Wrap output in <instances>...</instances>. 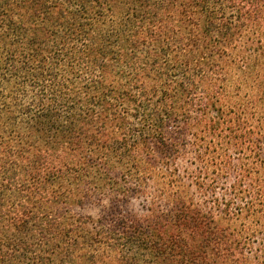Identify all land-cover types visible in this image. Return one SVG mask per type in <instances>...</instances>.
Masks as SVG:
<instances>
[{"label":"trees","instance_id":"obj_1","mask_svg":"<svg viewBox=\"0 0 264 264\" xmlns=\"http://www.w3.org/2000/svg\"><path fill=\"white\" fill-rule=\"evenodd\" d=\"M0 264H264V0H0Z\"/></svg>","mask_w":264,"mask_h":264},{"label":"rangeland","instance_id":"obj_2","mask_svg":"<svg viewBox=\"0 0 264 264\" xmlns=\"http://www.w3.org/2000/svg\"><path fill=\"white\" fill-rule=\"evenodd\" d=\"M213 138L215 140H219L221 137H218L216 135H208L207 136V140L210 139V138ZM190 140H193L195 139V136L191 135ZM199 144V143H198ZM197 143H195L194 145H190L189 146V151L191 150H196L197 146H198ZM205 144V143H204ZM206 145V144H205ZM210 145L214 146L213 143H210ZM216 145V148H218L219 146L223 145V143L219 142V143H215ZM191 152L188 153V155L184 158H180L178 161H177V164L176 166H174L172 168V173L173 175L170 176V172H168L163 166H159V168H157L156 170L153 169V177L155 179V181H162L163 183H165V186L168 187L169 184H172L174 188H179V186H184L187 184V181L183 179V177H178L177 174L180 173V174H183L184 173V169L186 167H188L189 163L188 161L190 159H192V156H191ZM176 168H178V171H176ZM155 195V191L153 189V182H151V185L149 186L148 188V193H147V200L144 201V203L146 204H150L151 203V200L152 198L154 197ZM98 209L95 208V209H90V207H87L85 209V211H96ZM134 209L135 210H138L139 209V200H135L134 201Z\"/></svg>","mask_w":264,"mask_h":264}]
</instances>
